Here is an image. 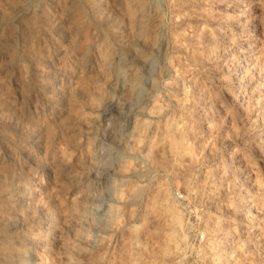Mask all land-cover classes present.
<instances>
[{
	"label": "rangeland",
	"instance_id": "1",
	"mask_svg": "<svg viewBox=\"0 0 264 264\" xmlns=\"http://www.w3.org/2000/svg\"><path fill=\"white\" fill-rule=\"evenodd\" d=\"M172 7L0 0V264H264V198L250 201L252 166L225 140L233 114L246 121L249 99H260L264 3L176 0L190 15L175 27ZM233 56L229 114L213 108L205 68ZM81 71L89 102L76 116L79 143L67 142L68 152L78 149L68 183L45 156L56 133L43 122L72 135L62 101ZM60 80L63 94L53 87ZM258 111L254 155L264 172V100L253 119ZM233 176L244 200L229 208Z\"/></svg>",
	"mask_w": 264,
	"mask_h": 264
},
{
	"label": "clouds",
	"instance_id": "2",
	"mask_svg": "<svg viewBox=\"0 0 264 264\" xmlns=\"http://www.w3.org/2000/svg\"><path fill=\"white\" fill-rule=\"evenodd\" d=\"M260 2L264 3V0H260ZM189 15V12H185L182 9L177 8L176 0H173V7L168 15L170 24L175 27L181 16L187 17ZM77 38L78 37L75 36L72 37L74 43ZM260 44L261 55L260 57H258V61H264V40H261ZM178 59L179 57L175 55L170 58V63L173 68L176 67V62ZM235 60L236 57L233 56L232 60L226 62L223 68L219 67L218 65L213 67L211 70L205 68V72L208 73L207 80L205 81V87L209 93V99L213 104V108H215L216 105H219L221 109L229 114H233L234 106L229 103L228 96L225 95V92L231 91L230 85L233 83V74L231 67H229V64L234 62ZM258 66L260 67V75L262 78H264V63H259ZM97 67H99V64L97 65ZM225 69H227V71H225ZM85 71H81L75 79L68 81V94L64 96V99L62 101V106L66 109V115H64L63 119L70 122L73 126L72 135L69 136L68 131L60 124H55L48 119L44 120L43 122L46 128H53L55 129L56 133L55 138L51 139L52 147L50 152L48 151L47 144L45 145V156L47 158H50L53 164L57 165L62 174L61 178L68 183H73V181L75 180L78 149L73 148L72 152H68L66 150L67 142L69 139H73L76 143H79V141L75 140L76 116L89 102L88 94L84 93L80 87V80L81 77L85 75ZM250 74L251 73L249 71V75ZM253 79L255 80V77H253ZM209 85H211V87H209ZM53 87H58L60 93L63 94L65 81L60 80L59 85L57 86L56 84H53ZM256 93H260V99H255V104L252 103V99H249L247 108L249 115L247 116L246 121L240 119L238 117V114H233L232 131L225 136V140L232 141V143L235 145V147L232 149L233 157L240 156L244 162H247V166H252V170L248 179L252 181L254 187L256 188V193L253 194L252 192H249L248 197L254 204L258 203L261 198H264V172L257 171V158L254 155V145L256 144V139L258 138L257 133L259 131L256 121L259 120L260 112H257L256 119H253L250 113L256 111V109L260 107V101L264 100V79H262V81L260 82H257L256 87L253 89V98H255ZM232 95H234V93H232ZM225 119H227V116L225 117ZM209 127L215 130L217 128L215 121H210ZM259 148L260 146L256 145V149ZM224 176L225 178L228 176L227 167L224 168ZM239 184L240 181L235 176H233V179L229 181V198L225 204L226 207L236 208L237 202H242L244 200V196L240 194L241 192H243V188H240V191H237V187ZM185 190L187 194L185 198H190L189 204L191 205L195 200L198 192V188L194 187V180L185 184ZM79 196L80 193H77L76 196L72 197L73 205L76 204ZM261 208L262 210H264V205H262ZM249 218H251L250 212ZM73 219H75V215L73 216ZM66 223L68 222L66 221ZM69 259L71 260V257H69ZM48 264H55V261H49Z\"/></svg>",
	"mask_w": 264,
	"mask_h": 264
},
{
	"label": "bare ground",
	"instance_id": "3",
	"mask_svg": "<svg viewBox=\"0 0 264 264\" xmlns=\"http://www.w3.org/2000/svg\"><path fill=\"white\" fill-rule=\"evenodd\" d=\"M133 20H134V19H133ZM135 22H136V21H135ZM120 55H121V54H120ZM122 57H123V56H122ZM115 74H116V73H115ZM199 74H200V73H199ZM111 82H112V81H111ZM112 83H114V82H112ZM110 85H111V84H110ZM153 87H154V86H153ZM111 88H112V87H111ZM119 89H120V88H119ZM169 133H170V131H169ZM169 133H167V134L169 135ZM171 133H172V132H171ZM172 134H173V133H172ZM173 136H174V135H173ZM175 137H176V136H175ZM170 138H171V136H170ZM167 139H168V138H167ZM174 139H175V138H174ZM92 155L95 156V155H97V153L95 152V153H93ZM98 155H99V153H98ZM84 179H85V178H84ZM77 181H78V180H77ZM77 181H76V182H77ZM83 185H84V184H83ZM83 185H82V186H83ZM90 187H91V184H90L89 182H88L86 185H84V188H86V189H87V188H90ZM26 198H27V197H26ZM88 198H89V197H88Z\"/></svg>",
	"mask_w": 264,
	"mask_h": 264
}]
</instances>
